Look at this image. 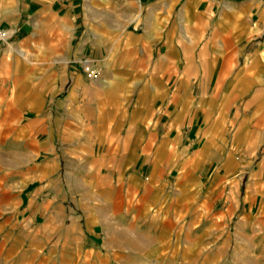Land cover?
<instances>
[{
    "label": "crops",
    "instance_id": "crops-1",
    "mask_svg": "<svg viewBox=\"0 0 264 264\" xmlns=\"http://www.w3.org/2000/svg\"><path fill=\"white\" fill-rule=\"evenodd\" d=\"M4 1L20 4L22 0ZM169 1L178 0H160L152 6V15L160 14ZM202 3L205 10H199ZM218 4L221 10L216 15ZM186 8L182 17L196 18L208 32L205 41L200 31L191 37L198 45L189 50L179 45L182 35L171 39L161 27L164 22L143 32H112L115 43L108 49L103 39V44L97 43L103 64L125 70V74L102 80L126 84L111 103L117 110L112 121H103L110 105L104 95L95 94L100 101L91 107L87 93L76 89L69 91L60 105L68 115L59 118L60 122L54 123L50 114L29 118L35 121L30 126L31 138L18 141L28 143L33 154L9 166L0 156V226L5 224L10 195L17 198L18 215L33 237L53 240L59 227L63 241H68L74 230L78 242L94 247L102 225L93 213L96 208L133 211L137 203L151 208L157 203L151 201L150 190L162 199L159 204L180 201L183 192L197 189L192 179H196L200 163L217 162L211 156L214 148H233L224 155L222 171L226 175L249 163L245 159L263 139L261 94L252 92L232 116L224 105L232 106L241 99L245 91L238 84L261 82L258 69L264 65V44L255 39L264 34V0H188ZM83 34L75 40L73 30L65 32L67 42L62 45L35 27L27 34L18 29L15 36L25 41L8 40L0 47V97L13 95L7 83L39 82L44 75L43 61L50 66L51 81L62 80L54 62L81 60L87 49ZM95 36L102 38L103 32L96 30ZM23 62L31 66L33 75L23 73ZM71 72L74 84H79L81 76ZM226 82L232 84L229 91L223 92L219 85L210 92L208 84ZM27 93L21 97L38 96L36 89ZM89 112L96 122L87 121ZM74 114L76 118L70 117ZM4 146L6 143L0 144V153ZM191 146L195 154L190 152ZM236 151L246 158H235ZM254 173L264 174L259 169ZM12 210H17L16 206ZM46 225L49 229L44 234L40 228Z\"/></svg>",
    "mask_w": 264,
    "mask_h": 264
},
{
    "label": "rangeland",
    "instance_id": "rangeland-1",
    "mask_svg": "<svg viewBox=\"0 0 264 264\" xmlns=\"http://www.w3.org/2000/svg\"><path fill=\"white\" fill-rule=\"evenodd\" d=\"M159 1L22 0L20 4H14L0 0L1 26L24 30L25 34L35 27L37 31L49 33L62 45L67 42L63 34L73 30L75 40L85 33L87 46L77 63L67 64L64 60L54 62L59 74L57 77L60 76L62 80L52 82L50 66L46 67L47 62L43 61L44 75L39 82L6 84L10 87L8 90L13 91L10 97H0V144L6 143L1 148L0 156L6 166L24 160L26 154H33L28 143L25 145L18 141L25 142L31 138L30 126L35 125V121L29 118L50 114L51 120L57 123L63 115L68 117L66 109L60 105L72 89H76L77 93L86 92V101L92 104L91 107L100 101L95 94L104 95L103 100L110 105L103 114V121H112L117 110L112 109L111 103L116 101V93L121 92L126 84L102 80L125 74V70L103 64L102 52L96 50L97 43H104L107 49L114 45L110 36L112 32H143L157 28L160 22H164L161 26L163 30L171 39L182 35L183 41L179 45H184L188 50L198 45L190 38L199 31L205 41L208 33L206 27L198 24L194 17H182L183 11L187 10L188 0H178L177 3L169 1L160 14L152 15V6ZM205 9V3H202L199 10ZM220 10L221 4H218L214 13L217 15ZM96 30L103 32L102 38H96ZM255 40L264 44V34ZM12 41L22 43L25 40L14 35L9 43ZM248 44L252 43L248 41ZM20 68L23 73H34L25 62ZM71 70L81 76L79 84H74ZM258 70L261 82L238 84L245 93L232 106L224 105L230 116L256 91L261 94L264 110V65ZM65 77L68 79L63 81ZM208 85L212 93L219 85H223V92L229 91L232 84ZM34 89L37 90V97H21ZM76 115L70 117L76 118ZM95 118L93 113L87 114V121L94 122ZM189 149L195 154L194 146ZM232 149H212L211 156L217 158V162L200 163L197 177L192 179L197 182V189L193 193L183 192V199L171 205L159 204L162 199L150 190L151 201L157 203L151 208L141 203H137L133 211L125 208L103 211L102 207L96 208L93 213L102 225L98 227L100 237L94 247L87 242H78L74 230V235L70 234L68 241H63L62 228L59 227L55 228L53 240L44 236L33 237L21 215H18L17 198L7 195L5 224L0 226V264H264V174L254 173L258 169L264 173V133L260 147L249 159L236 151L235 158H246L250 160L249 163L226 175L222 171L224 155ZM262 163L263 169L260 167ZM12 203L17 210H12ZM40 229L45 234L49 228L46 225ZM79 231L80 226L77 235Z\"/></svg>",
    "mask_w": 264,
    "mask_h": 264
},
{
    "label": "built area",
    "instance_id": "built-area-1",
    "mask_svg": "<svg viewBox=\"0 0 264 264\" xmlns=\"http://www.w3.org/2000/svg\"><path fill=\"white\" fill-rule=\"evenodd\" d=\"M16 33V30L0 25V47Z\"/></svg>",
    "mask_w": 264,
    "mask_h": 264
}]
</instances>
